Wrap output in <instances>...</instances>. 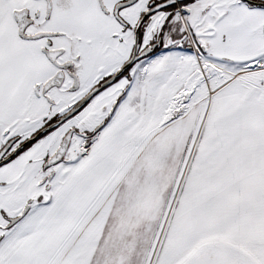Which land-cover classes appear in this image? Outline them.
<instances>
[{"label": "snow or ice", "instance_id": "obj_1", "mask_svg": "<svg viewBox=\"0 0 264 264\" xmlns=\"http://www.w3.org/2000/svg\"><path fill=\"white\" fill-rule=\"evenodd\" d=\"M0 264H264V0H0Z\"/></svg>", "mask_w": 264, "mask_h": 264}]
</instances>
